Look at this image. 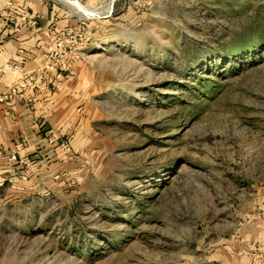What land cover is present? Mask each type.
I'll list each match as a JSON object with an SVG mask.
<instances>
[{
	"label": "rangeland",
	"instance_id": "obj_1",
	"mask_svg": "<svg viewBox=\"0 0 264 264\" xmlns=\"http://www.w3.org/2000/svg\"><path fill=\"white\" fill-rule=\"evenodd\" d=\"M72 13L47 147L0 171V264H264V0Z\"/></svg>",
	"mask_w": 264,
	"mask_h": 264
},
{
	"label": "crops",
	"instance_id": "obj_2",
	"mask_svg": "<svg viewBox=\"0 0 264 264\" xmlns=\"http://www.w3.org/2000/svg\"><path fill=\"white\" fill-rule=\"evenodd\" d=\"M63 1L0 0V94L26 78L38 83L34 103L16 99L0 103V150L11 152L22 144L21 156L33 158L47 147L48 121L54 119L53 110L62 105V95L66 94L52 86L63 60L56 40L80 19ZM108 1L87 2L101 8ZM6 164L0 157V171L5 172L2 168Z\"/></svg>",
	"mask_w": 264,
	"mask_h": 264
},
{
	"label": "built area",
	"instance_id": "obj_3",
	"mask_svg": "<svg viewBox=\"0 0 264 264\" xmlns=\"http://www.w3.org/2000/svg\"><path fill=\"white\" fill-rule=\"evenodd\" d=\"M76 29L77 27H75L74 29L66 28V30L62 31L59 37L57 38L56 49L60 59L67 60L69 58H73L77 62V60L80 58L78 55V51L72 49V47H74V45L77 44V41L69 39L72 35V32L75 31ZM75 37L76 36H73V38ZM72 52H73V56H72ZM61 77H62V73L56 75L52 83V86L55 85L54 83L59 81L58 79H61ZM37 84H38L37 81L33 78H26L24 80L16 82L12 87H10V89L7 92L0 94V103L7 102L12 99L19 100L29 105L34 103L37 99L35 92L36 88L38 87ZM21 149H22V144L17 145L16 150L11 152L0 150V157L5 159L6 162L10 164H15L18 162L29 163L31 161L29 156L28 155L21 156L20 154Z\"/></svg>",
	"mask_w": 264,
	"mask_h": 264
},
{
	"label": "bare ground",
	"instance_id": "obj_4",
	"mask_svg": "<svg viewBox=\"0 0 264 264\" xmlns=\"http://www.w3.org/2000/svg\"><path fill=\"white\" fill-rule=\"evenodd\" d=\"M70 7L75 11L79 12L83 15H91V16H109L110 11H112L114 6V0H109L108 3L101 7V8H87L82 7V5H78L76 1L74 0H64ZM63 1V2H64Z\"/></svg>",
	"mask_w": 264,
	"mask_h": 264
}]
</instances>
